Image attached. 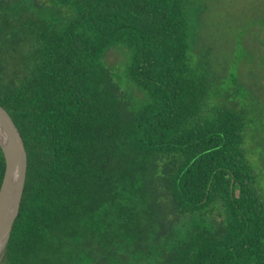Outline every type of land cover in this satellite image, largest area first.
Listing matches in <instances>:
<instances>
[{"label": "trees", "instance_id": "trees-1", "mask_svg": "<svg viewBox=\"0 0 264 264\" xmlns=\"http://www.w3.org/2000/svg\"><path fill=\"white\" fill-rule=\"evenodd\" d=\"M208 5L0 0V104L29 160L0 264H264L250 107L198 49ZM118 45L144 102L117 90ZM5 171L0 146V190Z\"/></svg>", "mask_w": 264, "mask_h": 264}, {"label": "rangeland", "instance_id": "rangeland-1", "mask_svg": "<svg viewBox=\"0 0 264 264\" xmlns=\"http://www.w3.org/2000/svg\"><path fill=\"white\" fill-rule=\"evenodd\" d=\"M208 3L198 49L209 48L206 54L215 87L220 91L225 87L235 97L244 98L250 107V158L264 190V0ZM128 61V50L122 45L110 48L105 57L119 94L127 100L144 102L145 92L127 78Z\"/></svg>", "mask_w": 264, "mask_h": 264}, {"label": "water", "instance_id": "water-1", "mask_svg": "<svg viewBox=\"0 0 264 264\" xmlns=\"http://www.w3.org/2000/svg\"><path fill=\"white\" fill-rule=\"evenodd\" d=\"M0 146L6 159V171L0 190L1 253L6 248L20 213L29 165L23 135L10 112L1 104Z\"/></svg>", "mask_w": 264, "mask_h": 264}, {"label": "bare ground", "instance_id": "bare-ground-1", "mask_svg": "<svg viewBox=\"0 0 264 264\" xmlns=\"http://www.w3.org/2000/svg\"><path fill=\"white\" fill-rule=\"evenodd\" d=\"M1 253H3V251H2ZM1 253H0V256L2 255ZM0 261H1V260H0Z\"/></svg>", "mask_w": 264, "mask_h": 264}]
</instances>
